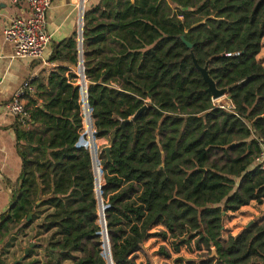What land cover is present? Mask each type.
Segmentation results:
<instances>
[{
    "label": "trees",
    "instance_id": "trees-1",
    "mask_svg": "<svg viewBox=\"0 0 264 264\" xmlns=\"http://www.w3.org/2000/svg\"><path fill=\"white\" fill-rule=\"evenodd\" d=\"M76 38L60 44L73 51L75 64ZM263 39L264 0L87 6L83 59L96 137L108 140L99 158L114 264H144L139 253L152 237L172 239L175 252L194 240L210 254L216 250L200 264H264V225L253 223L222 241L229 213L264 203V170L256 164L264 143ZM193 55L233 109L214 102ZM68 70L34 79L25 96L30 118L15 128L22 171L0 231L42 216L37 226L51 233L53 253L75 264H108L93 157L79 145V77ZM30 212L35 217L28 222Z\"/></svg>",
    "mask_w": 264,
    "mask_h": 264
},
{
    "label": "crops",
    "instance_id": "crops-1",
    "mask_svg": "<svg viewBox=\"0 0 264 264\" xmlns=\"http://www.w3.org/2000/svg\"><path fill=\"white\" fill-rule=\"evenodd\" d=\"M79 1L52 0L51 8L47 13L48 32L52 37V42L46 52V61H41L15 57L13 44L5 38V30L10 20L15 16H26L28 14L27 5H13L10 0H0V223H2L1 216L9 211L14 202V195L19 187L18 181L22 171V160L15 132L16 125L20 123L18 117L7 110L6 105L24 81L29 78L47 79L49 73L57 67L69 69L66 73L67 76L73 73L80 77L82 14L78 6ZM99 1L88 0L87 6L96 4ZM74 35H77L78 42L77 64L72 60L73 51L60 46L61 43ZM262 45L258 60L264 65V39ZM51 57H55L56 60H50ZM220 101L225 100L221 98ZM98 142L100 146L108 144V140L105 138L98 139ZM79 145H85L81 138ZM41 219L42 216L36 220L37 224L41 222ZM22 221L25 220L10 222L6 229L0 231V244L5 243L4 246L0 247V259L8 257L15 251L17 257H19V254H17L19 247L23 248V243L26 244L25 246L31 243V240L26 242L27 234L19 231ZM30 226H28V230ZM10 239L14 240V243L11 244H14V246L7 248Z\"/></svg>",
    "mask_w": 264,
    "mask_h": 264
},
{
    "label": "built area",
    "instance_id": "built-area-1",
    "mask_svg": "<svg viewBox=\"0 0 264 264\" xmlns=\"http://www.w3.org/2000/svg\"><path fill=\"white\" fill-rule=\"evenodd\" d=\"M13 5L25 4L28 8L26 16H15L12 18L6 27L5 38L12 43L15 50V57L27 58L33 60L46 61V52L51 45L52 37L48 32L47 13L52 5V0H10ZM88 0L79 1V9L82 17L87 8ZM240 52L228 53L227 55H239ZM48 63V62H46ZM53 65V64H50ZM34 78H29L14 92L11 100L7 103V110L18 117L19 121L26 125L30 118L29 108L25 104V96L34 91ZM81 84L86 87L83 82L82 74L80 73ZM82 94V93H81ZM227 96V95H226ZM228 98V96H227ZM214 100V99H213ZM214 102L222 107L233 109L234 105L228 98L227 101L214 100ZM82 111H83V129L81 139L85 141L86 147L89 148L93 163L95 160L97 169L100 170L101 161L99 158L100 145L96 137V129L91 113V108L88 107L82 96ZM261 152L256 158V164L264 170V143L260 141ZM98 161V163H97ZM98 170V171H99ZM101 176V173H100ZM101 182V180H100ZM105 246V245H104ZM105 248V247H104ZM104 257L108 261L109 256L105 248ZM108 264L109 261H108ZM111 264H114L111 256Z\"/></svg>",
    "mask_w": 264,
    "mask_h": 264
},
{
    "label": "rangeland",
    "instance_id": "rangeland-1",
    "mask_svg": "<svg viewBox=\"0 0 264 264\" xmlns=\"http://www.w3.org/2000/svg\"><path fill=\"white\" fill-rule=\"evenodd\" d=\"M77 82L78 84H81L80 77ZM221 98L225 101H227L228 99L226 95ZM82 142L85 144L84 140H82ZM97 144L98 146L100 145L99 142ZM39 215L40 214H37V216ZM33 217H35V214L32 215L31 221L33 220ZM251 222L257 223L259 225H264V203L257 204L255 201H253L250 205L242 207L239 211L235 213H229L225 219V230L223 233L222 241L226 242L229 235L238 234ZM24 223L25 221L21 222L19 231L27 234L26 242L31 240V243H35V246L30 249L31 257L33 258L30 257V260V258H26L27 256H24L26 253V249L31 243H29L27 246H25L26 244L23 243V248L19 247L20 249H18L17 252V254H19V257H17L15 251L8 257L4 259L1 258L0 264H75V262L71 258L60 256L58 252L53 253L51 250H49L51 233H44L40 231L37 226L38 222L36 220L29 227V230L28 226H25ZM155 231H157V229H155L153 232ZM12 243H14V240L10 239L7 244V248L14 246V244L11 245ZM4 244H0V247L4 246ZM200 245L201 246H198L196 240H194L190 245L183 244L180 248V251L175 252L172 247V239L152 237L145 241L144 251L139 253L138 261H142L145 264H187V261L190 260L195 262L196 264H200V261L202 259H213L215 257V255L212 256V253L210 254V252L202 243ZM104 247L105 246H103L105 253ZM166 250L170 253V256L162 254L163 252L166 253Z\"/></svg>",
    "mask_w": 264,
    "mask_h": 264
},
{
    "label": "water",
    "instance_id": "water-1",
    "mask_svg": "<svg viewBox=\"0 0 264 264\" xmlns=\"http://www.w3.org/2000/svg\"><path fill=\"white\" fill-rule=\"evenodd\" d=\"M83 27H84V17H82V20H81V27H80V50H81V74H82V79H83V82L86 83V87H84L83 85L80 86V84H78L80 86V90H81V93H82V96H83V100L85 101L86 105L88 107L89 106V102H88V87L91 85V83H89L87 81V78H86V75H85V68H84V59H83ZM185 43L187 44L188 47L192 48V44L188 41H186L184 39ZM194 57V55H193ZM194 62L195 64L197 65V67L200 69L205 81L208 83L209 87H208V91H210L213 95V99L214 100H218L220 99L221 97L227 95L226 94V90L224 89H218L215 82L213 81V79L209 76V73H208V70L207 68H201L198 63H197V60L195 59L194 57ZM230 99V97H228ZM141 110L135 115V118L140 114ZM103 151L106 153L108 159H110V147L107 146V147H104ZM94 169H95V173H96V179H97V191H98V198H99V201H100V217H101V225H102V228H103V231H102V235L104 237V245H105V248H106V251L108 253V256H109V263L111 264V248H110V241H109V238H108V231H107V223H106V220H105V208H104V204H103V199H102V196H101V176H100V172L98 171L97 167H96V163H95V160H94ZM38 204L41 203V201H38L37 202ZM34 214V212H30L29 215H28V218H27V221L30 222L31 219H32V215ZM251 224H253V222H251L250 224L247 225V227H249ZM35 246V243H31L29 245V247L26 249V253H25V257L28 256V254L30 253V249ZM216 255V250L213 249L212 250V256ZM17 264V263H16Z\"/></svg>",
    "mask_w": 264,
    "mask_h": 264
}]
</instances>
